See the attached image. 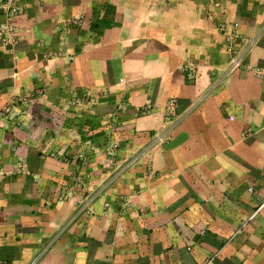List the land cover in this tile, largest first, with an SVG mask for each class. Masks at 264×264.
<instances>
[{
	"label": "crops",
	"instance_id": "1",
	"mask_svg": "<svg viewBox=\"0 0 264 264\" xmlns=\"http://www.w3.org/2000/svg\"><path fill=\"white\" fill-rule=\"evenodd\" d=\"M11 1L0 264H264V0Z\"/></svg>",
	"mask_w": 264,
	"mask_h": 264
},
{
	"label": "built area",
	"instance_id": "2",
	"mask_svg": "<svg viewBox=\"0 0 264 264\" xmlns=\"http://www.w3.org/2000/svg\"><path fill=\"white\" fill-rule=\"evenodd\" d=\"M2 14L4 16V21L0 23V35L4 32L12 33L13 29L11 27V17L14 13L18 12L20 7L17 4H14L11 0H4L1 4ZM10 41H13V37L10 36ZM238 61L235 59L233 64H237ZM257 73L264 75V70L256 69ZM204 264H213L212 259H208Z\"/></svg>",
	"mask_w": 264,
	"mask_h": 264
}]
</instances>
